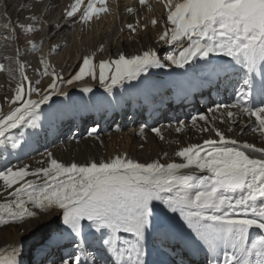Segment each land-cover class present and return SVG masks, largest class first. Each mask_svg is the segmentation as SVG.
I'll use <instances>...</instances> for the list:
<instances>
[{
  "label": "snow or ice",
  "instance_id": "1",
  "mask_svg": "<svg viewBox=\"0 0 264 264\" xmlns=\"http://www.w3.org/2000/svg\"><path fill=\"white\" fill-rule=\"evenodd\" d=\"M139 4L144 6L149 0H139ZM82 5L84 0H75L66 16L76 17L79 13L77 18L88 22L94 15L108 11L106 0H88L83 11ZM0 6L6 17L5 0H0ZM164 6L167 24L159 41L180 49L178 54H166L167 63L152 48L130 57L120 54L98 65L90 55L83 57L78 72L64 81L41 58L43 69L37 70L39 75L52 77L41 88V79L33 82L25 74L21 59L24 52L17 49L14 62L5 58L14 63L20 82L9 101L14 107L8 113L0 112L3 151H10V140L12 149L18 147L15 140L21 130L40 128L42 106L53 102L57 95H68L61 89L62 83L73 85L90 76L98 78L100 87L111 94L126 82L140 80L151 69L173 65L183 69L193 61H205L204 70L213 75L230 71L239 75L234 102L218 104L216 109H237L227 111V117L235 122L237 117L246 115L251 121L246 127L264 137V0H164ZM127 11L132 13L134 9L129 7ZM25 18L35 23L42 21L37 14ZM35 23L9 22L5 27L15 37L17 28L24 33L40 31ZM157 23L156 19L151 20L153 26ZM127 27L133 33L137 31L133 24ZM42 42L29 41L32 51H38ZM213 54L230 58V64H216L210 59ZM4 67L0 63V70ZM82 91L91 93L93 89L84 87ZM198 119L208 122L207 116L200 114L192 117V124ZM152 131L160 135V128ZM96 133L95 127L89 130V135ZM215 135L219 140L208 139L203 145L191 144L177 151L176 156L184 161L180 163H141L125 154L110 161L65 165L49 152L48 167L34 171L27 166L15 170L5 167L0 170V181L12 199L0 205L8 215V219L0 217V224L37 217L32 209L54 214L44 225L49 231L30 258L33 264H168L165 260H149L148 239L151 236L154 240L158 255L178 252L182 242L186 243L171 222L178 214L211 255L208 264H264V159L250 155L264 156V148L248 142L240 144L226 138L219 129ZM191 167L208 174H182L181 170ZM30 175L38 179L42 176L43 182L26 180ZM85 228L93 236L91 243L86 239ZM253 229L259 232L250 239ZM121 234H130L132 239L124 240ZM66 246L74 252L57 258L56 251ZM23 251V244H17L10 256H0V264H22Z\"/></svg>",
  "mask_w": 264,
  "mask_h": 264
},
{
  "label": "bare ground",
  "instance_id": "2",
  "mask_svg": "<svg viewBox=\"0 0 264 264\" xmlns=\"http://www.w3.org/2000/svg\"><path fill=\"white\" fill-rule=\"evenodd\" d=\"M154 1L156 0H149V4L151 5V9L149 10V4L141 6L139 0H122L121 3H116L115 5H109V0H106L108 11L94 15L90 21L84 22L77 18L79 13H77L76 17L66 16V11L71 10V6L75 3V0H41L40 3H37V0H5L8 13L6 17L3 15L5 9L0 6V63H4L5 65V70H0V112L8 113L11 111V108L14 107L10 106L9 101L15 95L14 90L20 82L19 73L15 70V65L13 63L16 59L17 49L25 53V55L21 57L25 63V74L33 82L36 79H41V88L48 85L52 79L51 76L39 75L37 70L39 69L42 71L43 69V65L39 63L41 58L46 59L50 63L51 69H54L64 81H67V79L71 78L78 72V66L82 62V58L88 52H90V55L92 56L100 55V57L105 54L106 60L111 61L116 59L120 54L130 57L132 55L142 54L143 51L148 50L149 48L155 49L157 52L160 50H166L168 45H165L163 42L156 46L152 44L155 42V34L153 33V30L143 27L148 25L149 21L151 22V20L155 18L160 26L165 29L167 24V10L165 6H162L163 4H161L162 7L155 10L156 4L153 6L155 3ZM87 3L88 0H84V5L81 6V11H83ZM25 5L27 6L26 9L21 11L20 9ZM99 6L100 5L98 4L97 7ZM129 7L133 8L134 12L129 13L127 11ZM108 12H111L110 14L112 16L106 19L105 22L101 21L98 23L97 21L102 14H108ZM33 14L40 15L42 21L40 23H35L25 18ZM9 22H11L12 25H15L17 22L24 23L25 25L35 23V26L41 30L34 33H24L17 28L16 36L14 37L11 29L5 27ZM54 24L56 25L55 27L52 26ZM128 24L135 25L137 30H139L140 25L141 30L133 33L128 29ZM168 26L170 27V25ZM58 28H60V31H62L64 36H68L72 43V49L69 52H61L60 49H56L55 43L60 42V38L55 33ZM85 30H89V34L84 38L81 35V32H84ZM41 40L43 42L40 44L39 50L33 52L29 41L39 43ZM121 44L124 45V48L119 50ZM152 45H154V47ZM101 48L103 49L102 51ZM116 50H119L118 53L114 55L111 54ZM5 58H11V61L13 62H10ZM221 58L224 63L226 58ZM163 62L167 63L166 60ZM179 69L181 68H177L173 65L162 69H151L149 72L156 75L170 77L177 75ZM60 87L63 91L67 92L68 95H57L53 98V102L42 106V114L39 120L40 128L36 130H21L15 140L18 144V147L15 149L11 148L12 141H9L8 148L10 151H8L7 158L10 161L15 163L21 162V164H31L32 161L30 158L40 153L39 155H41V158L46 160L44 161L46 162V165H49L50 158L47 154L51 152L52 158L57 159L65 165H70L73 162L79 165L93 162V160H95L96 157L98 158L100 154L83 152L89 150L88 145H90L89 143H94L93 137L96 136L97 133L88 135L85 140L75 144V139L84 135V127L86 126H81L79 129L75 128L77 131L70 128L69 124L74 117L78 120L81 118L86 120L88 116L93 114L102 117L106 115L111 117L115 111L120 114V112L122 113V109H125L123 106L128 99H131L132 110L139 105V101L134 99L137 94L132 90L125 88L124 92L122 90L120 91L121 95L117 93L114 95V98V89L111 94L107 93L102 87H100L99 82L97 83L95 79H92L90 76L81 81L75 82L73 85L62 83L60 84ZM84 87H91L93 91L91 93L84 92L82 91ZM32 98H36V96L33 95ZM213 111H216V109ZM224 114L223 117L225 116ZM241 116L237 117L235 122H233L231 118H223V134L226 138L236 139L240 144L248 142L254 144L256 147H261L258 145L259 137H245L243 139L241 137L240 140L237 139V132L240 129L236 126L241 121ZM114 120L115 118L111 117L110 123H113ZM102 125L103 124L99 122V125L95 127L98 129V132L99 129H101V131L104 129L102 128ZM171 127L172 126L170 125L163 126L160 130L159 136L156 133L155 135H148V138L145 137L140 142L137 141V138L143 134L145 127H140L135 130V132L133 131L134 134L131 133L132 136L127 137L126 141L123 140L124 136L120 137L117 133L113 134L114 136H117L118 141H121L123 144L127 143V149L126 152L119 154L114 152L112 158L118 155L124 156L127 154L128 158L141 163H150L155 160H160L161 163L165 164L169 162L180 163L184 161L182 158L176 156V152L183 147L191 144L203 145L204 141L208 139L219 140V137H209L203 140L200 138L199 141L191 140L189 144L177 147L176 142H179L180 140L175 136L177 128L170 129ZM184 127L188 130L191 129V125H184ZM230 127L232 128V131L228 130ZM24 130L27 131L26 134H23ZM118 130H120V127L114 128V131L118 132ZM46 134H49V136L46 137ZM161 136L163 139H161ZM55 144H57V146H55ZM64 144H66V146H64ZM82 148H84V150L79 151ZM0 151L6 152L3 151L2 147H0ZM165 153H167L166 156ZM250 155H252V158L264 159V156H260L259 154L250 153ZM36 161L39 162V160ZM181 172L182 174H193L199 177L208 174L206 170H198L195 167L181 170ZM4 204L6 203L4 202ZM157 211H159V209H157ZM53 218L54 214H47L43 221L47 223ZM171 222L176 226L177 231L183 237V241H186V243L183 242L185 245L182 248H186L184 255L188 257L189 261L194 264H200L202 256H207L209 260L212 258L206 247L196 239L195 234L187 228L176 214L173 216ZM255 230L256 229L251 230L250 239L253 237ZM34 233H36V230H31L25 236H17L11 239L7 238V240H5V235L0 234V256H10L12 254L11 249L17 244H23L25 247L34 246L40 236L39 232L36 234ZM153 241L154 240L150 236L148 239V250L150 252L149 260H165L168 264H175L170 255H158L155 250L152 252ZM22 264H29V261H25L23 258Z\"/></svg>",
  "mask_w": 264,
  "mask_h": 264
},
{
  "label": "rangeland",
  "instance_id": "3",
  "mask_svg": "<svg viewBox=\"0 0 264 264\" xmlns=\"http://www.w3.org/2000/svg\"><path fill=\"white\" fill-rule=\"evenodd\" d=\"M121 2L122 0H109V5H115L116 3L118 4ZM154 2L155 3L153 6H155L156 4L155 10H158V8L164 6V0H156ZM161 4L163 5L161 6ZM110 13L111 12H108V14H102V16L98 19L97 22L98 23L101 21L105 22L106 19L112 16ZM146 28L152 29L153 33L155 34L154 35L155 42L152 44L156 46L157 44L161 43V41H159V35L164 31V29L160 26V24L157 23L155 26H153L149 21V24L147 25ZM140 30H141V26L139 25V30L137 31ZM55 33L60 38L59 39L60 42L55 43L56 49H60L61 52L64 51L69 52L72 49L71 47L72 43L68 38V36L67 35L64 36L62 31H60V28H58L55 31ZM88 34H89V30H85L84 32H81V35L84 38L87 37ZM156 40L158 43L156 42ZM123 44H121L119 50L120 49L122 50L124 48ZM154 45L152 46L154 47ZM119 50H116L111 54L114 55L118 53ZM179 50L180 49H178L175 45H168L166 50L164 51L160 50L158 51V54L161 56L162 61H164L166 60V54H178ZM88 53H86L85 56L90 55V52ZM221 57L224 56L214 54L210 57V59L219 65V64H223ZM225 58H226L225 62L230 64V58L228 57ZM102 60H106L105 54L101 55V57L100 55L94 56L95 64L98 65V63ZM81 63L79 64L78 68L81 66ZM197 64H199L201 67H197L196 66ZM204 65H205V61H193L191 64L186 65L185 68L179 69L177 75L170 77L169 76L166 77L164 75H156L148 72L147 74L142 75V77L138 81H133L131 83L126 82L122 88L121 87L114 88V92H113L115 93L113 94L114 98H115L114 95H116L117 93L121 95L120 91L122 90L124 92L125 88H128L133 92H135L137 95L134 99H136V101H139V105L135 107L134 110H132V103L130 101L131 99H128L125 102V105L123 106L125 107V109H122V113L120 112L119 114L116 113L115 111V113H113V116L111 115V117L115 118L113 123H110L111 117L109 115L102 117L100 115L97 116L93 114L88 116L86 120H84V118L78 120L77 118L74 117V119L69 124L70 128L79 129L81 128V126H86L84 127L85 128L84 135H82L80 138L75 139L74 141L75 144H78L83 140H85V138L89 135V130L93 127L98 126L99 122L103 124L102 128L104 129L102 131L101 129H99L97 135L93 137L94 143L93 144L89 143L90 144L88 145L89 150L83 152V153L89 152V153L100 154L98 158L96 157V159L93 160L95 162L110 161L109 159H112V154L114 152L117 154L126 152L127 143L123 144L121 141H118L117 136H114L113 134L117 133L118 136L120 135V137L124 136L123 140L126 141L127 137H131L132 136L131 133L134 134L135 130H137L140 127L142 128L145 127V130L143 134L140 135L139 138H137V141L139 142L145 137L148 138V135L149 136L155 135V133L152 131L153 128H160L161 130V128L166 125L172 126L170 129L182 128L180 131H177L178 134L177 133L175 134V136L178 137V139H180L179 142H176L177 147H180L182 145L185 146L189 144L191 140L199 141L200 138H202V140L209 137L217 138V136L215 135V131L216 129H219L223 133V120H224L223 118L225 119L228 118L226 115L227 111L229 110L236 111L237 109L217 110L216 105L218 104L227 105L234 102L236 89L239 87V84L236 83V81L239 80V75L231 71L228 73H221L218 76L213 75L204 70ZM240 71L242 72V70ZM97 77H98V68H97ZM256 79L259 80V77H257ZM95 81L98 83L99 82L98 78L95 79ZM209 109H211V111ZM214 109H216V111H213ZM200 114L206 115L208 118V122L205 123L204 121H200L198 119L197 123L193 125L192 117L193 116L198 117ZM223 114L225 115L224 117ZM240 118L242 119H240L241 121L239 120L240 122L236 126L238 129H240L237 132V139L240 140L241 137L242 139L245 137L246 138L259 137L260 139L258 141V145L264 148V137H261L259 135V132H253L249 127H246V125L251 123L249 118L246 115H242ZM181 122H183V125H181ZM184 125H191V129L190 130L186 129ZM116 127H120V130H118V132L114 131V128ZM204 128H207L209 130L202 131V129ZM26 133L27 131L24 130L23 134ZM48 136L49 134H46V137ZM55 146H57V144H55ZM64 146H66V144H64ZM81 150L83 151L84 148L80 149L79 151ZM6 152H2V155H0V170H3L5 167H13L15 170L18 167L27 166L29 171H34L37 168L49 166L46 165V162H44L46 160L41 158V155H39L40 153L30 158L32 161L31 164L30 163L21 164V162L15 163L10 161L7 158L9 152L8 151ZM36 160H39V162ZM40 161L43 162L41 163ZM26 179L34 180L37 183L43 182L42 176L38 179L37 177L30 175L26 177ZM11 199L12 197L8 196L7 192L4 191L3 182L0 181V205L2 204L4 205V202L7 204L8 202L11 201ZM29 207L31 208V205H29ZM32 210L38 213L37 217L26 218L21 222L0 224V234L5 235V240H7V238L11 239L17 236H25L31 230H36V233L38 232L40 233V236L37 239V242L36 244H34V246L31 247L24 246V251L21 259L24 258L25 261L28 260L29 264H33V261L30 258L34 256L35 248L43 241V238L49 231V229L44 226L45 222L43 221L45 220V216L47 215V213H42L40 210L37 209H32ZM176 215L178 216V214ZM0 217L4 219H8L7 212L5 211L4 208H0ZM258 232L259 230H255V232L253 233V237L251 239L256 238ZM85 233H86V239L89 241V243H91L93 240V236L89 233V229L85 228ZM121 236L122 239L124 240L132 239V237L129 234H121ZM184 245L185 244L182 242L179 251L174 252L172 255H170L171 258L173 259V262L175 264H179V262H182V264H194L191 261H189L187 256L184 255V252L186 251V248L184 249L182 248L184 247ZM152 247H153L152 252H154L155 250L154 241ZM72 252H74V249L70 246H66L62 249L57 250L55 255L57 258H59L60 255H66ZM35 259H39V257H35ZM208 261L209 258L207 256H202L200 264H208Z\"/></svg>",
  "mask_w": 264,
  "mask_h": 264
}]
</instances>
